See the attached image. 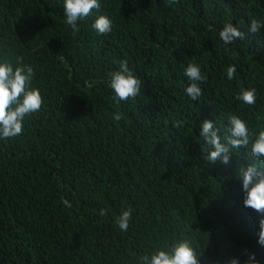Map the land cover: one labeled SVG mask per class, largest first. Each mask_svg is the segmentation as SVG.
Here are the masks:
<instances>
[{
  "label": "trees",
  "instance_id": "trees-1",
  "mask_svg": "<svg viewBox=\"0 0 264 264\" xmlns=\"http://www.w3.org/2000/svg\"><path fill=\"white\" fill-rule=\"evenodd\" d=\"M99 2L73 33L64 0H0V51L34 67L44 100L21 135L0 140V264H137L177 239L201 264L242 262L245 249L264 264L236 179L255 160L251 145L233 149L229 165L211 163L199 136L211 120L226 143L229 113L264 128V28L249 32L251 18L264 23V0ZM98 14L110 33L92 29ZM226 22L245 39L225 45ZM122 59L141 94L117 105L108 73ZM188 63L208 78L197 101L185 92ZM242 88L256 89L254 106L235 98ZM129 205L123 232L116 218Z\"/></svg>",
  "mask_w": 264,
  "mask_h": 264
},
{
  "label": "clouds",
  "instance_id": "clouds-1",
  "mask_svg": "<svg viewBox=\"0 0 264 264\" xmlns=\"http://www.w3.org/2000/svg\"><path fill=\"white\" fill-rule=\"evenodd\" d=\"M64 15L66 24L71 26L73 33L79 31L78 22L92 15L95 9L97 13L101 9L99 0H64ZM98 34L106 35L112 30V21L106 15L98 14L91 24ZM264 28V23L255 18L250 19L249 32L257 33ZM220 39L225 45L236 40L245 39V33L239 30L231 22H226L219 32ZM118 68L108 73L109 86L114 91L117 105L121 101L127 102L135 99L141 94V80L129 67L127 59L119 60ZM236 66L227 67V78L234 79ZM35 69L32 65L25 63L23 57H9L6 52L0 51V140H8L22 134L25 118L41 110L44 103L43 96L38 87L34 86ZM184 75L190 81L185 88L186 94L197 101L202 95L201 83L207 82V75L202 74L201 68L196 63H188L184 69ZM244 104L254 106L256 103V89H241L235 97ZM122 114L113 116L119 121ZM229 127L226 128L227 135L224 137L226 143L221 141L219 129L211 120H204L200 126L199 136L203 140L202 151L205 160L215 163L218 160L225 165L231 163L230 157L233 149L248 148L251 145V157L255 160L247 166L240 164L236 179L242 182L243 206L256 213L254 217L257 224L255 235L257 243L264 248V128L258 132L249 129L247 122L240 116L229 113ZM183 122H176L180 127ZM66 207L71 203L61 198ZM132 207L121 208L120 215L116 218V224L123 232H127L132 219ZM101 217L107 215L105 209H100ZM245 259L230 258L226 264H262L254 251L245 249L242 252ZM137 264H201L199 254L188 239H177L171 244H165L154 248L150 253H144L137 257ZM214 264H220L219 261Z\"/></svg>",
  "mask_w": 264,
  "mask_h": 264
}]
</instances>
